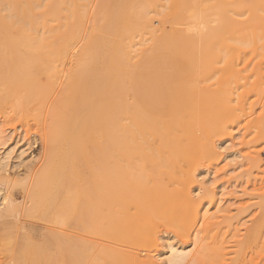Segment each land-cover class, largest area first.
Here are the masks:
<instances>
[{"label": "bare ground", "instance_id": "1", "mask_svg": "<svg viewBox=\"0 0 264 264\" xmlns=\"http://www.w3.org/2000/svg\"><path fill=\"white\" fill-rule=\"evenodd\" d=\"M169 1L162 16V0H0V115L33 122L47 151L30 183L8 173L13 148L0 153V264H75L81 254L156 264L158 225L186 240L199 222V233L224 225L237 237L234 223L254 207L243 238L213 250L214 263L264 254L263 180L220 223L199 216L193 198L197 167L218 160L215 139L233 126L244 131L245 174L264 171V0ZM35 214L50 226L24 221ZM71 223L107 246L60 229ZM165 248L163 264L191 256Z\"/></svg>", "mask_w": 264, "mask_h": 264}, {"label": "rangeland", "instance_id": "2", "mask_svg": "<svg viewBox=\"0 0 264 264\" xmlns=\"http://www.w3.org/2000/svg\"><path fill=\"white\" fill-rule=\"evenodd\" d=\"M170 2L171 1L169 0H162V2L160 3L162 7L160 6L157 8L161 11L162 16H166V14L169 13V6L171 4ZM155 27H164L166 30L170 29L169 24H164L163 26H161L160 24L156 23ZM243 133L244 131H242L241 126L236 125L229 129V134L227 136L216 138L214 145L218 153V160L213 164H209L207 161H204L197 167L195 171L196 181L193 184V198L198 202L199 216L202 217L203 215L205 216L207 214L206 216H210V218H213L217 223H220L224 220L222 218L223 216H226L228 218L234 217L238 214L239 210L244 209L248 203L254 201V198H252V195L255 193L253 189L259 187V185L261 184V180L264 181V171L262 170L261 172H254L253 176L251 177H248L245 174L244 171L247 169V162L244 159L243 155H245L247 151V146L245 143H243ZM8 148H13V153L11 154V159L8 166V173L11 176H14V179L19 180V183L21 180L25 183L26 179V182L30 183L34 176L32 174L36 173L40 166H42L45 154H47V151L41 145V140L39 138V127L36 126L33 122H29L28 126H25L24 124H21L16 120L4 119L0 115V153L2 154ZM20 151H25V154L21 159L23 160L22 162H20L21 160L17 159ZM45 151L46 153H44ZM31 158H34L35 160H31L34 163L30 165V170L28 167V163ZM80 165L82 173H85L86 169L83 166V163H80ZM27 171L29 172V174H26L28 173ZM85 174L81 175L86 178ZM27 175H30V177L28 178ZM81 175L80 178L82 179L83 177ZM25 176H27V178H25ZM254 177H256V179ZM257 178L259 180H257ZM27 183L25 185H28ZM17 187L18 188H16L15 186L16 190L13 189L9 193H13L11 196H14V198L18 200L17 203H20L19 197H21L22 195V190L21 187ZM196 187H203L207 188V190H210L211 192L213 191L215 195L214 201L210 202L209 198L205 195L206 193L198 190ZM35 215V217L31 216V218H35V222H32L33 219L31 220V222L27 219L22 220L28 222L29 224L42 228L50 226L49 224L47 225V223L43 219H41L43 220L41 221L40 217H38L37 219L36 217L38 215ZM257 215L258 210L254 207L248 209L247 212L238 219V221L236 220V222L234 223V228L236 230L237 237H234L233 233L231 232L232 230L228 231L227 228L224 227V225L221 226L222 229H220L218 232L216 230H211L210 232L203 230V232L199 233V230L203 229V224L202 222H199L197 224L195 223L193 226L188 227L191 233L189 240L187 239L188 242H186V239L182 238L171 228L158 225L157 229H155L157 244L156 250L157 252H162L163 254L166 253V255L158 258L156 256L157 252H153L151 254L154 257L153 260H155L156 264H163V261L168 255L165 245L169 243L175 245L176 247L183 245L187 252L191 254L190 258L184 264H215L214 257H216V255L214 254L213 250H217V248H223L224 252H229L230 250H232L236 240H241L243 238L245 229L250 225L253 218ZM31 218H29V220ZM36 220H40L42 223L37 222ZM45 223L46 227L44 226ZM73 225L72 223L69 224V226L68 224H66L65 228H62L63 226H61L60 229L69 233H74V231H72V227H74V234L80 237V233H82L81 236H83V239L92 242V246H107L108 242L102 235H99L97 233L94 234L90 231H87L88 233H86L83 230V232H79V226L75 224V227ZM67 226L69 227V229H71V231ZM199 239H203L201 245L203 246L206 254H203L202 258L198 260V256L195 255V241ZM147 255L148 252H141V258L143 260L147 259ZM76 258L75 264H92L91 260L93 257L88 258L85 254H81ZM240 264H264V254L259 252V254L257 253L254 257L249 258L247 262H243Z\"/></svg>", "mask_w": 264, "mask_h": 264}]
</instances>
